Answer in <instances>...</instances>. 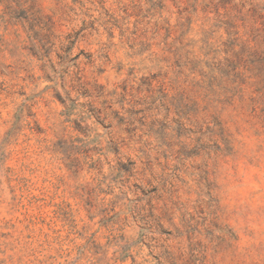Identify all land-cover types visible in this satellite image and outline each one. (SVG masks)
I'll return each instance as SVG.
<instances>
[{"label": "rangeland", "instance_id": "1", "mask_svg": "<svg viewBox=\"0 0 264 264\" xmlns=\"http://www.w3.org/2000/svg\"><path fill=\"white\" fill-rule=\"evenodd\" d=\"M32 1L0 20V264H264V105L215 69L264 1Z\"/></svg>", "mask_w": 264, "mask_h": 264}, {"label": "trees", "instance_id": "2", "mask_svg": "<svg viewBox=\"0 0 264 264\" xmlns=\"http://www.w3.org/2000/svg\"><path fill=\"white\" fill-rule=\"evenodd\" d=\"M31 3L29 5L27 0H0V20L2 22H36L37 25H41L42 22H49L37 4L34 1ZM2 5L4 6L3 9H1ZM258 8L260 9L261 7ZM261 11H264V7L261 8ZM231 14V10H229V16ZM231 27L236 28L235 32L229 33V35L235 37L234 42H232V49L235 50L234 56L239 64L232 63L228 65L229 69L225 72L223 64L226 63L219 61L215 66L216 73L218 75L221 74L228 82L236 84L237 81L231 80L232 77L237 78L250 71L252 76L249 84L254 87L250 91L252 94V108L254 112H257L260 103L264 105V39L260 41L245 38V35H242L236 26ZM249 60L252 62L251 65L240 66L241 63ZM240 89H242L240 84H236V90L240 92ZM262 112L264 113L263 109Z\"/></svg>", "mask_w": 264, "mask_h": 264}]
</instances>
